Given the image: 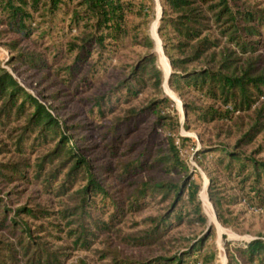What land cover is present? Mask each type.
<instances>
[{
    "label": "rangeland",
    "instance_id": "374dc122",
    "mask_svg": "<svg viewBox=\"0 0 264 264\" xmlns=\"http://www.w3.org/2000/svg\"><path fill=\"white\" fill-rule=\"evenodd\" d=\"M67 1L69 8L76 4V0ZM259 1L264 8V0ZM43 14L35 16L38 23L49 21ZM159 15L158 6L157 19L148 33L156 44V65L165 76L162 94L152 85L154 81L145 87L135 86L136 92L131 95L124 90L134 64L147 53L146 49L129 46L124 50L110 47L101 50L91 46L79 54V50H71V45L78 43L79 32H69V20L66 26L59 20L54 25H42L46 29L44 35L35 33L29 40L13 33L0 37V66L61 121L65 135L73 141L71 147L80 149L89 160L97 182L106 189L108 196L103 200L97 198L98 205L107 207L101 220L109 222L117 204L125 208L124 215L109 226L110 230L103 226L93 230L94 236L87 238L86 246L74 244V237L68 236L67 222L59 216L69 201L65 197L56 198L42 188L43 177L60 161L46 165L43 177L36 178L38 165L59 140L38 139L37 134H31L18 147L25 118L17 117L5 125L0 122V169L18 165L24 174V179L17 178L14 182L0 178V199L11 211L26 206L50 213L42 220L25 216L21 219L29 223L32 236L36 237L34 241L44 245L59 261L51 264H153L159 258L179 256L198 244L200 259L205 264H249L235 248L256 239L264 241V207L259 210L243 200L248 198L249 186L242 191L239 180L227 176L226 163L222 167L217 163L221 153L196 157L203 144L235 148L253 122L254 114L236 115V124L229 121L207 124L193 114L187 120L183 99L166 81L170 62L160 49ZM61 27H66L64 32L60 31ZM14 43L17 44L12 47ZM20 54L35 56L36 65L17 60ZM163 97L170 100L165 108L167 121H160L147 110L152 101ZM103 100L105 106L100 110L97 105ZM179 137L190 139L180 151L189 170L187 174L169 161L172 140L179 142ZM239 151L264 162V133L251 144L239 147ZM186 175L194 176L199 186L205 223L189 214L187 204L182 205L172 193L166 194L170 186H181ZM85 184L77 183L70 193L83 189ZM160 186L166 189H156ZM145 187V199L137 203L143 206L130 211V203ZM211 195L221 200L220 212ZM174 211L180 218L175 217ZM152 233L157 234L156 240L146 241ZM16 236L9 229L0 228V264H32L20 253ZM135 240L142 242L136 244Z\"/></svg>",
    "mask_w": 264,
    "mask_h": 264
},
{
    "label": "trees",
    "instance_id": "16d2710c",
    "mask_svg": "<svg viewBox=\"0 0 264 264\" xmlns=\"http://www.w3.org/2000/svg\"><path fill=\"white\" fill-rule=\"evenodd\" d=\"M69 6L67 0H0V28H7V31H0V37L5 33H13L23 40H29L35 33L44 35L46 29L42 25H54L53 22L59 20V23L64 21L66 26L69 20V32H79L78 43L71 45V50L77 49L79 54L91 46H98L101 50L107 47L124 50L129 46L146 49L147 53L134 64L124 90L131 95L136 92L135 86L145 87L148 82L154 81L152 85L162 94L165 76L156 65V44L148 33L150 25L157 19L159 6L162 14L158 20V36L172 70L168 85L183 99L187 120L193 114L207 124L228 121L236 124V115L247 112L254 114L253 122L237 141L235 148L203 144L196 157L221 153L217 163L221 167L226 163L227 176L239 180L238 186L242 191L249 186L246 193L248 198L244 197L243 200L256 209H262L264 162L239 151V147L251 144L264 133V8L260 1L76 0L72 8ZM42 12H45L43 18L49 21L38 23L35 16ZM64 29L66 27H61L60 31L64 32ZM16 58L26 65H36L33 55L20 54ZM203 102L210 105L198 107L197 103ZM168 103L170 100L167 97L156 99L147 110L160 121H167L165 108ZM97 106L102 110L104 100ZM21 116L25 118L26 124L18 139V147L31 134H37L38 139L59 140L55 149L38 165L36 178L43 177L46 165L52 166L54 162L60 161L43 177L42 188L56 198L65 197L69 201V204L63 205L59 216L67 222L68 236L74 237V244L86 246L87 238L94 236L93 230H100L103 226L105 230H110L109 226L114 225L120 215H124L125 208L117 204L110 221L104 223L101 220L107 207L98 205L97 198L103 200L108 194L97 182L89 160L81 154L80 149L71 147V137L65 135L61 121L50 109L0 66V122L5 125ZM238 126L241 127L240 123ZM178 141L172 140L173 153L169 161L187 174L189 170L180 157V151L190 139L179 137ZM2 167L0 178L8 182L24 179L20 166ZM79 182H86L83 189L70 193ZM163 188L166 189L164 186L156 189ZM165 191L169 195L172 193L182 205L187 204L189 214L205 223L199 186L194 176L186 175L181 186H170ZM146 192L147 187L136 194V200L128 207L130 211L143 206L137 203ZM211 201L217 212H220L221 200L211 195ZM173 214L180 218L177 211ZM22 216L42 220L48 218L50 213L43 208L26 206L11 211L0 199V228L16 233L20 253L32 264L59 262L43 248L44 245L34 241L36 237L32 236L29 223L22 220ZM219 219L223 220L221 217ZM149 237L146 241H155L157 234L152 233ZM135 242L140 244L142 240ZM199 247L200 244L173 258H159L153 264H189V261L192 264H205L200 259ZM235 249L249 264H264L263 240L256 239Z\"/></svg>",
    "mask_w": 264,
    "mask_h": 264
},
{
    "label": "water",
    "instance_id": "95a60500",
    "mask_svg": "<svg viewBox=\"0 0 264 264\" xmlns=\"http://www.w3.org/2000/svg\"><path fill=\"white\" fill-rule=\"evenodd\" d=\"M161 14H162V10H161V8H160V15H159L158 20L160 19ZM157 30H158V28H157ZM157 35H158V34H157ZM160 46H161V51H162V53L164 54V51H163V47H162V43H161V41H160ZM169 68H170V71H169V74H168V76H167V78H166V81H167V82H168V80H169V78H170V76H171V67H170V64H169Z\"/></svg>",
    "mask_w": 264,
    "mask_h": 264
},
{
    "label": "bare ground",
    "instance_id": "6f19581e",
    "mask_svg": "<svg viewBox=\"0 0 264 264\" xmlns=\"http://www.w3.org/2000/svg\"><path fill=\"white\" fill-rule=\"evenodd\" d=\"M155 30V29H154ZM160 47V46H159ZM161 49V48H160ZM204 201L207 203L208 201H207V197H206V195H204Z\"/></svg>",
    "mask_w": 264,
    "mask_h": 264
}]
</instances>
